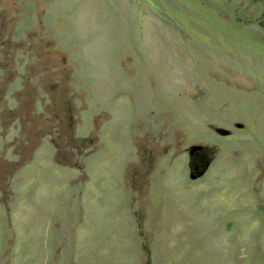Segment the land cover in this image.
Masks as SVG:
<instances>
[{"label": "rangeland", "instance_id": "1", "mask_svg": "<svg viewBox=\"0 0 264 264\" xmlns=\"http://www.w3.org/2000/svg\"><path fill=\"white\" fill-rule=\"evenodd\" d=\"M0 264H264V0H0Z\"/></svg>", "mask_w": 264, "mask_h": 264}, {"label": "water", "instance_id": "2", "mask_svg": "<svg viewBox=\"0 0 264 264\" xmlns=\"http://www.w3.org/2000/svg\"><path fill=\"white\" fill-rule=\"evenodd\" d=\"M200 147H201V146H193V147H191V151H190V152L192 153L193 150H195V149H199ZM203 171H204V169L198 171V172H197V175H200ZM190 177L194 178V177H196V174H191Z\"/></svg>", "mask_w": 264, "mask_h": 264}, {"label": "flooded vegetation", "instance_id": "3", "mask_svg": "<svg viewBox=\"0 0 264 264\" xmlns=\"http://www.w3.org/2000/svg\"><path fill=\"white\" fill-rule=\"evenodd\" d=\"M200 158H202V154H201L199 151L195 152V153H194L193 163L196 164L197 161L200 160Z\"/></svg>", "mask_w": 264, "mask_h": 264}]
</instances>
